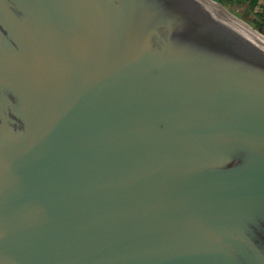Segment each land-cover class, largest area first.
<instances>
[{
  "label": "water",
  "instance_id": "water-1",
  "mask_svg": "<svg viewBox=\"0 0 264 264\" xmlns=\"http://www.w3.org/2000/svg\"><path fill=\"white\" fill-rule=\"evenodd\" d=\"M28 1L64 32L0 0V264H264V36L214 0Z\"/></svg>",
  "mask_w": 264,
  "mask_h": 264
},
{
  "label": "flooded vegetation",
  "instance_id": "flooded-vegetation-1",
  "mask_svg": "<svg viewBox=\"0 0 264 264\" xmlns=\"http://www.w3.org/2000/svg\"><path fill=\"white\" fill-rule=\"evenodd\" d=\"M9 8L16 15V18L23 23V31L21 36L23 35L25 38L36 37L38 34L34 32L33 24L34 21L45 20L44 17L40 16L42 14H51V23L46 29H51V32L46 31V33H41L40 37H48L52 36L54 38H58L64 32V25H60V19L58 16V10L48 12L47 10L40 9L36 6L35 2L28 0H7ZM46 19L48 17L46 16ZM46 22V20H45ZM38 24V22H36ZM18 96L12 91L8 84L0 83V103H8L6 105H1L0 107V124L7 125L8 127H12L13 129L21 128V118L19 117L20 108L22 102L18 100Z\"/></svg>",
  "mask_w": 264,
  "mask_h": 264
},
{
  "label": "rangeland",
  "instance_id": "rangeland-1",
  "mask_svg": "<svg viewBox=\"0 0 264 264\" xmlns=\"http://www.w3.org/2000/svg\"><path fill=\"white\" fill-rule=\"evenodd\" d=\"M214 1L264 36V0H259L255 4L252 0Z\"/></svg>",
  "mask_w": 264,
  "mask_h": 264
},
{
  "label": "bare ground",
  "instance_id": "bare-ground-1",
  "mask_svg": "<svg viewBox=\"0 0 264 264\" xmlns=\"http://www.w3.org/2000/svg\"><path fill=\"white\" fill-rule=\"evenodd\" d=\"M216 5H218L220 8H222L224 11H226L227 13H229L225 8H223V6H220V4H217V3H215ZM230 14V13H229ZM231 16H233L234 18H236L234 15H232V14H230ZM236 19H238V18H236ZM239 20V19H238ZM239 21H241V20H239ZM242 23H244L246 26H248L245 22H243V21H241ZM249 27V26H248Z\"/></svg>",
  "mask_w": 264,
  "mask_h": 264
},
{
  "label": "trees",
  "instance_id": "trees-1",
  "mask_svg": "<svg viewBox=\"0 0 264 264\" xmlns=\"http://www.w3.org/2000/svg\"><path fill=\"white\" fill-rule=\"evenodd\" d=\"M220 1H222V0H220ZM259 0H252V2L255 4V3H257Z\"/></svg>",
  "mask_w": 264,
  "mask_h": 264
}]
</instances>
